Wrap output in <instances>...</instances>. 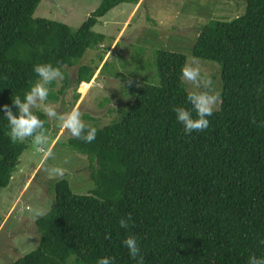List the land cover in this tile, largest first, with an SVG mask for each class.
Wrapping results in <instances>:
<instances>
[{
	"label": "trees",
	"instance_id": "obj_1",
	"mask_svg": "<svg viewBox=\"0 0 264 264\" xmlns=\"http://www.w3.org/2000/svg\"><path fill=\"white\" fill-rule=\"evenodd\" d=\"M42 0H0V106L11 105L38 79L36 64L78 63L106 36L93 31L111 9L137 0H103L76 30L33 18ZM191 54L221 66L222 104L203 132L185 134L173 107L190 108L180 53L158 50L159 85H143L122 117L97 128L92 143L69 138L87 158L92 188L74 194L63 177L54 203L35 221L37 246L11 264H135L122 241L137 237L145 264H248L264 256V0H245L236 19L210 21ZM95 68L82 65L84 89ZM58 95L48 99L57 100ZM15 111V109H13ZM45 121L47 117L35 111ZM255 120V123L252 121ZM0 107V189L6 188L27 140L12 143ZM132 217L129 229L119 220Z\"/></svg>",
	"mask_w": 264,
	"mask_h": 264
},
{
	"label": "rangeland",
	"instance_id": "obj_2",
	"mask_svg": "<svg viewBox=\"0 0 264 264\" xmlns=\"http://www.w3.org/2000/svg\"><path fill=\"white\" fill-rule=\"evenodd\" d=\"M103 0H42L33 18H45L76 30ZM245 12V0H137L122 3L108 11L93 31L106 36L105 41L89 48L73 66H65L69 84L58 95L63 79L50 85L48 99L58 111L77 108L89 125L102 128L118 121L131 106L143 85L158 86L155 53L165 50L182 54L186 63L193 56L192 47L202 26L210 21H232ZM198 59V58H197ZM201 74L208 75L222 93L220 64L198 59ZM82 65L95 68L89 85L74 84ZM187 93L198 91L181 77ZM220 108V106H219ZM218 108V110H219ZM217 110V111H218ZM39 111V110H34ZM47 148L53 156L46 166L64 170L74 194H87L92 188L89 163L85 156L66 145L70 134L62 131L58 121L47 117ZM42 168V152L27 140V149L19 158L9 184L0 189V264H11L32 251L38 244L35 221L54 203L53 183ZM71 256L66 264H75Z\"/></svg>",
	"mask_w": 264,
	"mask_h": 264
},
{
	"label": "clouds",
	"instance_id": "obj_3",
	"mask_svg": "<svg viewBox=\"0 0 264 264\" xmlns=\"http://www.w3.org/2000/svg\"><path fill=\"white\" fill-rule=\"evenodd\" d=\"M38 79L24 92L23 98L16 95L12 97L11 105H3L2 111L8 121V136L12 143L24 142L31 139V142L42 152V168L47 174L57 179L63 176L64 170L57 166H46L47 161L52 158L51 148H47L48 136L45 129V121L36 114L39 110L49 119L58 121L62 131H66L71 137L84 143H92L97 135V128L87 124L82 119V113L77 108L68 112L57 110L55 105L47 103L50 95V85L54 81L62 80L64 74L59 66L50 63L36 64L33 67ZM181 76L198 91H191L187 95V102L190 108L173 107L176 120L182 124L185 134L203 132L208 129L212 116L222 104L221 93L216 90L214 82L208 75L201 74V67L197 58L193 57L190 63H186L181 69ZM15 109V111H13ZM255 123V120L252 121ZM132 217L119 220V227L129 229L132 226ZM129 256L135 264H145L141 254V248L135 235L129 234L123 241ZM264 245V240L259 242ZM96 264H115L114 258L101 257ZM248 264H264V256L257 257L254 253L250 255Z\"/></svg>",
	"mask_w": 264,
	"mask_h": 264
}]
</instances>
